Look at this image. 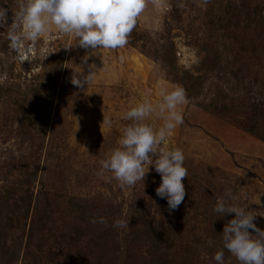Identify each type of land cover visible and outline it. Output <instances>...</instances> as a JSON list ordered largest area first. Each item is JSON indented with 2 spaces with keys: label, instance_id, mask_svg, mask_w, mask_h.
<instances>
[{
  "label": "rangeland",
  "instance_id": "obj_1",
  "mask_svg": "<svg viewBox=\"0 0 264 264\" xmlns=\"http://www.w3.org/2000/svg\"><path fill=\"white\" fill-rule=\"evenodd\" d=\"M17 4L0 0V264H215L234 214L213 207L229 191L264 229V140L248 131L264 135V0H146L126 46L93 52L54 26L14 48ZM85 55L96 68L79 89ZM176 86L184 122L166 144L183 151L188 176L170 211L152 165L121 187L99 161L131 106ZM118 218L129 227L114 228ZM225 264H238L227 250Z\"/></svg>",
  "mask_w": 264,
  "mask_h": 264
},
{
  "label": "clouds",
  "instance_id": "obj_2",
  "mask_svg": "<svg viewBox=\"0 0 264 264\" xmlns=\"http://www.w3.org/2000/svg\"><path fill=\"white\" fill-rule=\"evenodd\" d=\"M145 7L146 0H18L8 38L14 48H18L22 40L35 45L54 26L58 33L74 38L75 46L91 52L123 48ZM7 19V9L0 8V26L6 25ZM72 47L71 43L64 46L65 49ZM49 53L42 55L45 58ZM87 61L88 55H85L81 72L71 78V83L79 89L93 81L96 66ZM83 65H87V71L83 70ZM158 97L155 101L144 98L123 114V119L130 123L124 127L117 146L99 163L101 174L110 173L121 187L144 182L152 165L161 178L156 195L165 199L168 209L174 211L184 202L186 191L182 181L188 176V170L184 166L183 151L168 147L166 142L184 122L181 106L187 102V97L181 86L161 89ZM153 116L163 121L159 127L150 123ZM239 200L240 197L230 191L216 199L213 207L216 218L234 215L224 224L221 246L212 259L215 264H225L227 250L238 264H264V229L254 222L257 214ZM91 222L108 223L102 216H93ZM112 226L127 229L129 218H118Z\"/></svg>",
  "mask_w": 264,
  "mask_h": 264
},
{
  "label": "trees",
  "instance_id": "obj_3",
  "mask_svg": "<svg viewBox=\"0 0 264 264\" xmlns=\"http://www.w3.org/2000/svg\"><path fill=\"white\" fill-rule=\"evenodd\" d=\"M248 131H249V132H252L253 135H255V136L259 137L260 139H263V140H264V135H262V134H258V133H255V132H253V130H251L250 128L248 129Z\"/></svg>",
  "mask_w": 264,
  "mask_h": 264
},
{
  "label": "built area",
  "instance_id": "obj_4",
  "mask_svg": "<svg viewBox=\"0 0 264 264\" xmlns=\"http://www.w3.org/2000/svg\"><path fill=\"white\" fill-rule=\"evenodd\" d=\"M29 47H31V46H28L27 48H25V50L23 49V53L25 54H27L28 53V51H27V49H30ZM20 53H22V52H20ZM20 55H22V54H20Z\"/></svg>",
  "mask_w": 264,
  "mask_h": 264
}]
</instances>
